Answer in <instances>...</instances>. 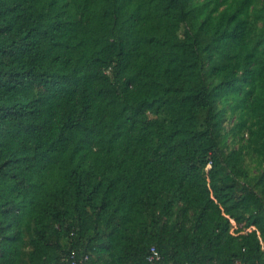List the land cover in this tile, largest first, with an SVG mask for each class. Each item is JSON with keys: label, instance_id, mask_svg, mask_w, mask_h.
I'll use <instances>...</instances> for the list:
<instances>
[{"label": "trees", "instance_id": "trees-1", "mask_svg": "<svg viewBox=\"0 0 264 264\" xmlns=\"http://www.w3.org/2000/svg\"><path fill=\"white\" fill-rule=\"evenodd\" d=\"M264 264V0H0V264Z\"/></svg>", "mask_w": 264, "mask_h": 264}, {"label": "built area", "instance_id": "built-area-1", "mask_svg": "<svg viewBox=\"0 0 264 264\" xmlns=\"http://www.w3.org/2000/svg\"><path fill=\"white\" fill-rule=\"evenodd\" d=\"M89 255L79 254L77 251H71L65 258L62 264H88ZM147 260L151 264H160L162 256L156 246H151L147 256Z\"/></svg>", "mask_w": 264, "mask_h": 264}]
</instances>
